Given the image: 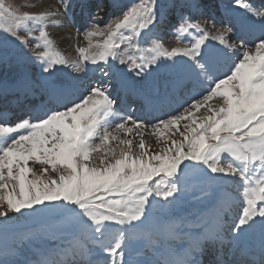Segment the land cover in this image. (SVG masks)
<instances>
[{
  "label": "snow or ice",
  "instance_id": "1",
  "mask_svg": "<svg viewBox=\"0 0 264 264\" xmlns=\"http://www.w3.org/2000/svg\"><path fill=\"white\" fill-rule=\"evenodd\" d=\"M233 3L243 8L248 18L233 17L222 28L213 22L209 28L200 22L190 23L184 15L186 9L189 13L195 10L192 19L204 16L199 0L170 7L160 0H138L120 9L119 17L111 19L103 31L94 24L86 35L106 34L107 38L80 48L83 63L72 64L54 51L46 31L32 37L42 41L37 47L44 50L31 54L25 51L27 39L18 35L29 22L44 27L50 16L60 13L18 14L0 0V47L11 42L23 56L40 64L42 91L52 105L42 111L0 108V231L7 232L16 214L25 220L47 215L66 223L72 234L70 256L64 250L42 253L35 262L10 260L9 256H19L21 245L31 239L21 234L15 244L0 247V264H134L126 258L127 249L136 230L149 221L156 198L172 203L189 186L226 180L237 185L239 201L230 225L225 217L232 216L235 201L218 202L211 228L203 225L202 233L191 239L186 249L157 250L152 260L135 264H202L198 255L206 245L222 247L226 228L233 241H239L241 233L259 230L260 264H264V11L255 10L244 0ZM63 6L70 10V0H63ZM177 7L182 9L181 23L174 34L195 33L190 46L168 50L155 43L151 49H143L141 43L158 37L166 13ZM230 36L241 43H229ZM129 49L148 51L150 58L125 59ZM7 59L6 54L0 56V63ZM117 62L128 72L118 68ZM68 66L85 76L99 70L101 77L84 83L81 76L70 72L69 80L59 81L57 72ZM160 71L168 75H152ZM24 91L34 94L27 77ZM121 93L141 98L150 111H162L170 98L192 95L185 101L189 107L179 114L164 111L162 116L134 120L132 115H121L126 111ZM201 108L204 114L193 118ZM113 120L120 121L113 129L117 133H130L150 124L163 135L174 126L183 139L168 137L170 143L152 153L145 149L142 137L135 153L133 141L126 139L120 141L117 151L109 146L110 139H118L109 131ZM184 120L190 122L180 131ZM129 121L132 127L126 128ZM224 154L230 162H222ZM35 164L40 165L38 170L31 166ZM185 222L169 223L165 233L182 231L180 226ZM153 235L145 229L149 243ZM238 264L252 262L241 259Z\"/></svg>",
  "mask_w": 264,
  "mask_h": 264
},
{
  "label": "rangeland",
  "instance_id": "2",
  "mask_svg": "<svg viewBox=\"0 0 264 264\" xmlns=\"http://www.w3.org/2000/svg\"><path fill=\"white\" fill-rule=\"evenodd\" d=\"M72 1H73V4H72L73 9H70V11L68 12V10H66L63 6V0H4L5 6L6 7L11 6V8L14 11H17L18 14H21L23 12L36 13V14H38L40 12H48V13L58 12V13H60L58 15L50 16L49 22H45L44 27H41L40 23L29 22L22 30H20L18 32V35L25 37L28 41L27 47L25 48L26 52L31 54L33 50H35L36 52H40V51L44 50L42 47H37L38 44H42V41L33 39L32 37L39 36L41 31H46L48 33L49 39H51L53 41L54 51L59 52L65 58H67V55L63 54L62 50L58 46L59 42H58L57 38H59V37H56V35L50 30V27L53 26L55 23V22H52L53 17L54 18L55 17H57V18L61 17L63 19L66 15L67 19H69V22L72 23L71 24L72 33H69V35L74 37V39L70 40L69 45H70V48L72 50L76 51L75 56H76L77 61L79 63H83L82 56H81L79 49L80 48H88V46H86V45H84V47H82V44H80V41H79L80 39H81V41L85 40L86 43L90 41V43L96 44L94 42L95 40L100 39L101 43H102L104 41V39L107 38V36L105 34V37L98 35L99 38L94 36V38H91L93 40H91L86 35V33L92 29V26L94 24H99V28L102 31L105 29L106 24L111 21V19L118 18L120 13L119 14L113 13V15H109L108 17H106V15H105V12H107V11H105L106 6H107V10H109V9H112V7L114 5L112 4L111 6H109L107 4L106 0H98L97 6H95V4H96L95 0H70V3ZM80 1L81 2L86 1L87 3H89V6L92 8V9L90 8L91 9L90 11H85V14H87V15H85L83 13L84 12L83 10H85V9H84V7L81 8ZM119 1L120 0H116L114 2L118 3ZM129 1H131V2H127V4H130V5L138 2V0H129ZM173 1H176V0H173ZM173 1L172 0H160L161 4H163V5L172 4ZM214 1L223 4V6H229L230 9H228V10H232L231 11L232 14H234V13H241V14L245 13V10L243 8L239 7L238 5H236L235 3H233V0H214ZM122 2H124V1H122ZM176 2H178V0ZM207 2L210 3L211 1L207 0ZM244 2H246V0H244ZM98 7H99V9H98ZM80 8H81V10H80ZM178 10L182 11L181 8L177 7L175 10H171L169 12V14L167 12L168 19L166 16L165 17V20H166L165 23L159 27V30L161 28V33L158 34V37H153L152 39L141 43L140 46L143 49H151L155 43H161L168 50H171V48L177 47V46H181V47L184 45L190 46L189 45L191 43L190 41L193 40L195 37L193 34H192L193 36H190V34H188L189 39L187 41H185L186 40L185 36L187 33L180 34L179 37H177L174 34L176 27H178L179 23H181L180 16H178ZM203 12L205 13V15L204 16H198L197 17L198 20L196 19L197 21L196 20L195 21L200 22V23L202 22L201 24L203 26L206 25L205 27H207V25H209V23L211 21L209 19L210 12H208L207 10H203ZM78 13H79L78 17L74 15V14H78ZM97 13H99L98 18H97ZM71 15L74 18H77L76 19L77 21L75 19L72 20L73 18H71L72 17ZM184 15L189 16V18H190L189 22L190 23H196L194 21V19L191 18L190 13L186 9L184 10ZM104 17H106V18H104ZM200 19H201V21H200ZM218 26L227 27L228 24L227 23L226 24L219 23ZM170 33H172V35L175 37H172ZM191 33H193V32H191ZM76 38H78V39H76ZM171 38L173 39L172 42H174V43L173 44H169V43L167 44V41ZM231 39H233V38L229 37L230 41H231ZM231 44H235V43L232 42ZM121 48H123V45L121 46ZM127 53H129V56H132L134 58H137L141 55L145 56L146 58H150V55H151L148 51L134 52L131 49H129ZM5 54L7 55L8 59L6 62L0 63V85H2V83H4V82H11V81H13L12 79H15L18 81H23L25 79V77H27L28 80H30L32 82H36L39 85L43 84L44 77H43L42 70H41L39 63H33L32 61L27 59L26 56H23L21 54L20 49L16 45L12 44L11 42L7 43L6 48L0 47V56L5 55ZM137 62L138 63L140 62L139 59H137ZM117 64H119V63L117 62ZM67 68L60 67V71L57 72V74L61 73V71H62L63 76L66 75L68 77L69 74H67L65 72L67 70ZM160 74L168 75V73H165L163 71L152 73V75L156 78H158L160 76ZM63 79H64V81L66 80V78H63ZM84 83H87V82L84 81ZM8 95H10V93L7 94V96ZM7 103H8L7 99L5 102L2 101L3 105H5ZM210 103H214V102H210ZM35 107H37V106H35V104L32 105V108L29 111H33L35 109ZM186 107H189V104ZM181 111H183V109L178 111L176 114H179ZM204 112H205L204 108H201L199 111H195L193 118L198 119L199 117H201L204 114ZM139 113H141V111H139ZM113 121H115V120H113ZM113 121H112L113 124L117 123V122H113ZM189 122L190 121H187V120L181 121L180 122V131H184V127H183L184 124L189 123ZM112 123H111V126L109 127V131L112 132L113 135L118 136V139H116V140L110 139V142H112L111 145L114 146V145H116V143L120 144V141H122V140L130 139L133 141V152L134 153L139 151L137 146L139 144L141 137L143 138V140L145 142V149L150 153L158 152L167 143H170V140L168 139V137H171L172 139H176V140L183 139L180 136L179 131H177L174 126L172 127L171 130H164L163 135H161L160 132L154 130L150 124L148 125V127L142 128V129L133 128L132 132H130V133L126 132L124 130H121L117 133V132L113 131L115 125H113ZM118 123H120V122H118ZM145 124H148V123L145 122ZM125 127L126 128L132 127V122H128V125H126ZM138 132L140 133V135H137ZM96 143H99V141H96ZM104 150H106V149L101 150V155H104L106 153V151H104ZM94 157H96V154H94ZM96 162L99 164V158L98 157L96 159ZM222 162H224V163L230 162V157L228 156V154H224V156L222 157ZM30 164H31V162H30ZM39 167H40V165H38V164L33 165L34 170H38ZM218 184H221V182L206 181L203 184H199L196 187L189 186L187 191L179 199H177L175 202H172V203L166 202L162 198H156L155 202L153 204V209H152L150 219H149V221H147L145 223L144 226H142V228L136 230V235L131 239V241L129 243V247L127 249L128 255L126 256V258L131 259V260H132V258H135V261H133L135 264L136 261L140 260V259H138V258H140V253H138V251L141 249H144V251L148 252V254H150V255H154L157 252V250H159V252L161 253L162 245L160 242H156L152 246H150L149 248L146 249L145 248V242L141 239L142 237H141L139 232H141L142 230L145 231V229H148L152 232L153 226L155 227V224L159 225V221L157 219H161V221H164L162 224L165 227L166 224L168 225L169 223H173V220H175L176 217H179V215L190 214V211L194 210L197 207V206H195V204L204 203L203 201H202V203L201 202L199 203V201H198L199 200L198 198H202V196H203L200 193L203 190H205V191H203V193L205 195L206 194L210 195L211 193L209 194L208 192L209 191L212 192L213 187L219 186ZM222 184L224 186H226V188H224V190L220 189V190L215 191L212 194V196L217 195L218 193L220 194L221 191L223 190L224 194L227 195V193H229V196H231L232 198H236V187H235L236 185L231 186L228 182H222ZM228 186H231V187H228ZM199 187H201V189ZM219 187L222 188V185ZM198 190H199V192H198ZM198 194H200V196ZM212 196L210 198H212ZM184 202L193 203V204H191V208H189V210L185 209ZM40 207H42V206H40ZM26 211H30V210H26ZM185 221L186 222H192L191 220H189V218H186ZM186 222L182 225L188 226L186 224ZM164 223H165V225H164ZM158 229H160V227H158ZM21 234L27 235V236L31 237V239H30V241L21 245L20 255L17 257L9 256L10 260L13 258H16V259L27 258L28 259V254H31L33 256L35 253H41L42 251L45 253L51 252V251L54 252V250L56 251L58 249V246H60V245H62V246L67 245L69 247V241L72 240L71 228L66 223L61 222L58 219H55V218H52V217L45 215V216L34 217L30 220H25L24 217L20 216L19 214H16V216L9 222L7 232L5 233L3 231H0V247H2L4 244H7V245L15 244L16 238L19 237ZM171 237H172V235L169 236L170 239H171ZM172 239L174 241L175 238H172ZM67 251H69V248H67ZM27 252H30V253H27ZM31 252H33L34 254ZM144 257H145V255L142 256L141 259H143ZM152 258L147 256L146 260H149Z\"/></svg>",
  "mask_w": 264,
  "mask_h": 264
},
{
  "label": "bare ground",
  "instance_id": "3",
  "mask_svg": "<svg viewBox=\"0 0 264 264\" xmlns=\"http://www.w3.org/2000/svg\"><path fill=\"white\" fill-rule=\"evenodd\" d=\"M96 1V4H95V6H97V3H98V0H95ZM107 1V4L109 5V6H111L112 4L114 5L113 7H112V9H109V10H107V6H106V10L105 11H107V12H105V15H106V17H108L109 15H113V13H115V14H119L120 13V9H122V8H125V7H121V5L120 4H117V3H115L114 1L115 0H106ZM173 1V0H172ZM177 1V0H176ZM176 1H173L172 2V4L173 3H175V4H182V3H184L185 2V0H178V2H176ZM211 2L209 3V2H207V0H199V3L201 4V10L203 11V10H207V11H210V16H209V19L212 21H210V23H209V25H207V27L209 26V28H210V26H211V23H213V22H215V24H216V28H222V27H220V26H218V24L219 23H224V24H226V22L229 20V19H232L233 17H239V18H241V19H247L248 18V16H247V14L245 13L244 15H242V16H238V15H235V14H232V15H229L228 17H227V14L228 13H230L229 12V10L228 9H230L229 8V6H223V4H221V3H218V2H216V1H214V0H210ZM248 1H254V2H257V3H259L260 4V2L261 1H259V0H246V2H248ZM264 2V1H263ZM124 3H126L127 4V2H122V4H124ZM249 3V2H248ZM73 4V1L71 2V5ZM80 4H81V8H83L84 7V9L85 10H83L84 12V14H85V11H90L92 8L89 6V3H87L86 1H80ZM172 4H167L166 6H171ZM79 6V5H78ZM262 7H264V5H258V6H256V7H254L253 6V8L255 9V10H258V11H264V9L262 8ZM81 8H80V10H81ZM91 8V9H90ZM71 9H73V7H71ZM98 9H99V7H98ZM261 9V10H260ZM116 10V11H115ZM70 10H68V12H69ZM184 11V10H183ZM169 12L170 11H168V14H169ZM194 12H195V10H193V13H190L191 14V16H193L194 15ZM87 13V12H86ZM179 13H180V11H179ZM75 16H77L78 17V15H79V13L78 14H74ZM85 15H87V14H85ZM72 16V15H71ZM167 16V13H166V15H165V17ZM199 15H195V18H194V21L197 19V17H198ZM106 17H104V18H106ZM71 18H73L72 20H76L77 18H74L73 16L71 17ZM102 18V17H101ZM167 19H168V16H167ZM164 20H165V18H164ZM198 20V19H197ZM196 20V21H197ZM77 21V20H76ZM166 21V20H165ZM195 21V22H196ZM200 21H201V19H200ZM52 22H55L54 23V25L53 26H51L50 27V30L56 35V37H59V38H57L58 39V42H59V44H58V46L60 47V49L62 50V53L63 54H66L67 55V59L72 63V64H74V63H78V61H77V58H76V56H75V50H72L71 48H70V45H69V43H70V40H72V39H74V37H72V36H70L69 35V33H72V28H71V22H69V19H67V16L65 15V17L62 19L61 17H59V18H57V17H53V20H52ZM75 23V22H74ZM202 23V22H201ZM76 24V23H75ZM78 26V25H77ZM206 26V25H205ZM74 28V27H73ZM79 28V27H78ZM103 31V30H102ZM169 32V31H168ZM159 33H161V28H160V30L158 29V34ZM171 34V36L172 37H175V36H173L172 35V33H170ZM188 34H190V36H195L196 34L195 33H187L186 34V36H185V41H187L188 39H189V37H188ZM193 34V35H192ZM100 36V35H99ZM96 37H98V35L96 36ZM104 37H105V35H104ZM230 37H232L233 39H231V41L229 40V43H235L236 45H239L240 43H241V41L240 40H237L234 36H230ZM91 38H94V37H91ZM90 38V39H91ZM99 38V37H98ZM102 38V37H101ZM76 39H78V38H76ZM91 40H93V39H91ZM105 40V39H104ZM172 38L171 39H169L168 41H167V44L169 43V44H173L174 42H172ZM80 41V44H82V47H84V45H86V46H88L89 47V44H90V41L89 42H85V40L84 41H81V39L79 40ZM97 41H99V42H101V40L100 39H97V40H95L94 42L96 43ZM192 41V40H191ZM190 41V42H191ZM92 42V41H91ZM93 42V43H94ZM190 45V44H189ZM129 56V53H124V58L125 59H127V57ZM134 58V57H133ZM138 63V62H137ZM118 68H120L121 70H123V71H125L126 73L128 72L127 70H128V68H126L124 65H119V64H117L116 65ZM88 67H93V66H91V65H88ZM223 70H225V71H227V68H224ZM67 74H69L70 72L71 73H73V74H75V75H79V76H81L82 77V79L84 80V81H86L87 83H88V81L91 79V80H93V81H96V80H99V78L101 77V72L99 71V70H97V71H95L94 73L93 72H88V74H87V76H85L84 75V73H76L75 72V69L73 68V67H71V66H68V68H67V70L65 71ZM65 73V74H66ZM159 74V73H158ZM66 76V75H65ZM63 76V72L61 71V73H58L57 74V78L59 79V81H61V82H63L64 81V79L63 78H66V80L68 79H70V76ZM162 76H166L165 74H160V76L158 77V78H160V77H162ZM130 78H132L131 77V75H130ZM13 81H11V82H4V83H2V85H0V94L2 95V97H0V102L1 101H6V99L8 100V103L7 104H5L6 106H8V105H10V106H15V107H18V106H20L21 105V102H22V100H25V99H27V98H29V99H31L34 95L33 94H29V95H26L25 94V91H24V80L23 81H18V80H15V79H12ZM65 80V81H66ZM18 84H21V85H18ZM32 84H33V88L38 92V94L41 96V99H40V103H41V101H43V102H46L47 104H50L49 103V101H48V97H47V95L46 94H44L43 93V91H42V86H43V84L42 85H39V84H37L36 82H32ZM19 88V89H18ZM10 93V95H8L7 96V94H9ZM192 94H190V93H184L183 95H181V96H178V97H175V98H170L169 99V101L167 102V104L164 106V108H168V109H172V108H174V107H176V106H178V108H181V106L183 105V107H185L186 105H188L187 103H185V101H188L189 99H190V96H191ZM7 96V97H6ZM134 96H136V95H132V94H128V93H121V97L122 98H124L125 99V103H127L128 102V100L131 98V97H134ZM197 98H199V97H197ZM137 100H138V102L140 103L141 102V98H139V97H137ZM119 102V101H118ZM0 105H3L2 103H0ZM182 107V108H183ZM125 108L127 109V104H125ZM26 109H28V108H26ZM43 109L40 107V108H38L37 110H35V111H42ZM176 111L177 110H175V111H173V113H176ZM10 114V113H9ZM121 115H125L124 113H121ZM137 117H139V115H137L136 116V118ZM135 118V119H136ZM113 122H120L119 120H115V121H113ZM129 122H131V121H129ZM113 124V123H112ZM113 125H115V124H113ZM128 125V124H127ZM136 134V133H135ZM111 143L112 142H110L109 141V146L110 147H113V148H117V151L119 150V147L118 146H122V145H120L119 143H116V145H111ZM106 149V148H105ZM136 149V148H135ZM104 151H106V150H104ZM105 153V152H104ZM103 153V154H104ZM101 154V153H100ZM96 159H97V157H96ZM33 166V165H32ZM31 178V177H30ZM225 182H228L231 186H233V185H236L233 181H231V180H226ZM219 186H221L222 185V188H220L219 186H215V187H213V190H212V192H208L210 195H208V194H204L203 193V191H205V190H203L200 194L201 195H203L202 196V198H198L199 200V203L201 202L202 203V201L204 202V203H202V204H195V206H197L194 210H191L190 211V214H187V215H185V214H182V215H179V217H176V219L175 220H173V222H177V223H179V221L180 220H185L186 218H189V220H191L192 222H186V224L188 225V226H184V225H181L180 227L182 228V231H180V233L178 232V233H176V234H174V235H172V237H171V239L169 238V236L170 235H168V234H166L165 233V227L163 226V224H162V227L160 228V229H158V226H156L155 225V227L157 228V229H152L153 230V237L154 236H159V237H162L163 238V240L166 242V244H167V246H166V249H165V251L163 252V253H166L168 250H172V251H174V252H178V251H183L184 249H186L187 248V246H188V243H189V241L191 240V239H194L195 237H197V236H199L201 233H202V231H203V225H205V224H207L208 226H209V228H211V225H212V223H213V215H214V209H215V207L213 206V203L219 198V199H224V197H225V195H224V192H223V190H224V188H226V186H224L222 183L221 184H218ZM231 186H228V187H231ZM235 187H237V185L235 186ZM200 189H201V187H199ZM220 189H223L222 191H221V193L219 194H217V195H213L212 196V194L215 192V191H217V190H220ZM198 192H199V190H198ZM200 194H198L199 196H200ZM212 196V198H210ZM185 201V200H184ZM184 204H185V209L186 210H189V208H191V204H193V203H187V202H184ZM183 205V204H182ZM181 207V206H180ZM233 208H235V205L233 206ZM181 209V208H180ZM205 212V213H203V214H199V212ZM187 212V211H186ZM188 213V212H187ZM235 215V214H234ZM234 215L231 217V218H228L227 217V224L228 225H230L231 223H232V218H234ZM182 217V218H181ZM153 221V220H152ZM164 225H165V223H164ZM167 225V224H166ZM154 227V226H153ZM142 236H143V238H144V240H145V248L147 249V248H149L150 246H151V244H153V243H155L154 242V238H152V240H151V242L149 243V241L146 239V237L144 236V230H142L141 232H139ZM161 234V235H160ZM255 236L256 235V239H260V233H259V230H256V231H254V232H248V233H241V235H240V237L241 236ZM231 234H230V230L228 229V228H226V230H225V240L226 239H230L231 238ZM172 238H175L174 239V241H173V239ZM172 240V241H171ZM177 244L176 246H174V244ZM34 245V244H33ZM57 248V247H56ZM67 248H69L67 245L66 246H62V245H60V246H58V249L55 251L54 250V252L53 251H51V252H47V253H52L53 252V254H55V253H57V252H62V251H64L65 249H66V251H67ZM138 252H140V253H142L143 254V250L141 249V250H139ZM27 253H30V252H27ZM31 253H33V252H31ZM42 253H45V252H41V253H33L34 255L32 256L31 254H28V259H30V260H32V261H36V260H38V259H40V258H42V256H41V254ZM68 254H69V256L71 255V249L69 248V251H68ZM31 255V256H30ZM147 256H149L150 258H152V256L150 255V254H146L145 255V257L143 258V259H141V257L139 258L141 261H148V260H146V258H147ZM60 258H67V257H60ZM198 258V257H197ZM153 259V258H152ZM152 259H149V260H152Z\"/></svg>",
  "mask_w": 264,
  "mask_h": 264
}]
</instances>
